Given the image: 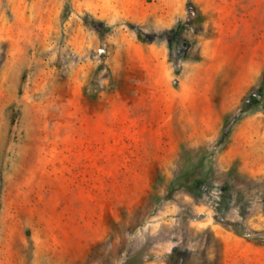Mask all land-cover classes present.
<instances>
[{
  "label": "rangeland",
  "instance_id": "1",
  "mask_svg": "<svg viewBox=\"0 0 264 264\" xmlns=\"http://www.w3.org/2000/svg\"><path fill=\"white\" fill-rule=\"evenodd\" d=\"M256 237L264 0H0V264H264Z\"/></svg>",
  "mask_w": 264,
  "mask_h": 264
},
{
  "label": "trees",
  "instance_id": "2",
  "mask_svg": "<svg viewBox=\"0 0 264 264\" xmlns=\"http://www.w3.org/2000/svg\"><path fill=\"white\" fill-rule=\"evenodd\" d=\"M228 189V188H227ZM258 242L260 243H264V238L262 237H256L255 238ZM175 250H177V248H175ZM132 258V257H131ZM138 264H141V262H139ZM167 264H172V262L170 260L167 261Z\"/></svg>",
  "mask_w": 264,
  "mask_h": 264
}]
</instances>
